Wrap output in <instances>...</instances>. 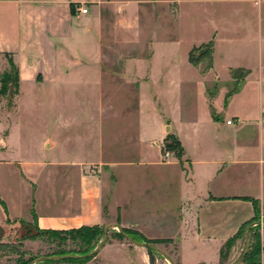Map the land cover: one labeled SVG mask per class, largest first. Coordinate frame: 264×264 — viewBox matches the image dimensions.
Returning <instances> with one entry per match:
<instances>
[{
	"label": "crops",
	"instance_id": "obj_1",
	"mask_svg": "<svg viewBox=\"0 0 264 264\" xmlns=\"http://www.w3.org/2000/svg\"><path fill=\"white\" fill-rule=\"evenodd\" d=\"M188 1L0 0V75L12 59L16 95L29 85L58 100L52 132L41 139L43 154H58L8 161L21 191L0 192L1 227L31 222L33 206L40 230L109 227L83 264H168L156 252L169 264H221L225 242L254 216L251 199L264 217V0H234L211 38L189 46L178 64L167 26ZM209 41L211 67L201 72L189 51ZM78 90L86 100L69 109L66 98ZM78 121L84 132L60 134L67 147L57 143L55 132ZM168 134L181 155L164 161L152 141ZM167 219L177 221L175 235L152 232ZM116 225L171 239L177 260L116 238Z\"/></svg>",
	"mask_w": 264,
	"mask_h": 264
},
{
	"label": "rangeland",
	"instance_id": "obj_2",
	"mask_svg": "<svg viewBox=\"0 0 264 264\" xmlns=\"http://www.w3.org/2000/svg\"><path fill=\"white\" fill-rule=\"evenodd\" d=\"M187 1V0H186ZM234 0H190L183 3L181 6V13L172 24L167 26V39H173V49L177 56L173 60V63L180 64L184 57L185 50L191 46L202 42L204 39L211 38L214 32V23L217 22L219 16H227L230 9L234 6ZM239 1V0H238ZM243 5V3H241ZM252 5V1L248 2ZM158 22V19L156 20ZM182 67H184L182 65ZM188 67V66H186ZM51 92L45 88L35 89L29 85H23L20 92L13 100V107L7 106V100L5 97L0 96V137H4L6 131H9L8 137H6V147L0 149V192L2 195L8 194L9 191L16 189L18 192L20 189V181L12 166L8 161H21V160H48L52 159L54 155L58 154V147L55 150H51L50 153L42 151L41 139L44 134L53 129V111L55 100L52 99ZM84 91H76L70 94V97L66 98V105L69 109L72 106L78 108L80 103H83L86 99ZM199 101V96H194ZM83 133L84 123L80 124V121L72 126L70 129L60 130L59 133L55 132V138L57 143L68 142L67 137H60V134L68 136L71 133ZM59 138V139H58ZM61 139V140H60ZM152 140V139H150ZM159 144L162 140H155ZM153 149L156 150L155 147ZM239 182L238 178L236 180ZM14 188V189H13ZM18 211L22 210L18 207ZM263 216V215H262ZM261 216L259 217L260 220ZM25 224L18 223L11 230H5L3 227L2 241L9 243H17L21 240V246L17 248L18 253L22 254L24 259L28 258H42L49 257L51 255H57L62 252L68 253L69 251H78V245L73 243L69 237L65 235L51 236L49 234L39 235L35 230L32 221H24ZM29 222L30 226L26 223ZM177 221L173 219L158 220L152 227V232L158 236H172L177 233ZM107 226V225H106ZM102 225V227H106ZM255 225H253L254 228ZM118 231V229L112 228L109 230ZM259 234L260 238V257L264 252V220L263 224H258V227L254 230ZM252 231V233H254ZM108 232V233H109ZM249 233H251L249 231ZM30 235H35V238H26ZM108 235V234H107ZM113 235V234H112ZM24 236L23 238H21ZM60 237L62 239H60ZM107 238V237H106ZM61 240V241H60ZM106 241V240H105ZM238 241V242H237ZM248 242V233L246 228L240 232L238 238H236L231 247L228 250L223 249L224 257L220 258L221 264H227L229 257H232L231 264H236L244 253ZM250 244L252 239L249 240ZM95 247L100 244V240L94 241ZM154 244L159 247L165 253L170 256L173 261L176 258L175 243ZM156 255L160 259H164L162 255L156 252ZM18 254L0 252V264H18ZM91 259V258H90ZM88 261V260H87ZM86 261V262H87ZM85 263V262H84ZM36 264H75L67 260L58 261H38ZM83 264V263H79Z\"/></svg>",
	"mask_w": 264,
	"mask_h": 264
},
{
	"label": "trees",
	"instance_id": "obj_3",
	"mask_svg": "<svg viewBox=\"0 0 264 264\" xmlns=\"http://www.w3.org/2000/svg\"><path fill=\"white\" fill-rule=\"evenodd\" d=\"M71 10H74L75 4H71ZM212 41H209L208 43L200 44L199 46H194L190 51L188 55L189 62L194 66H199L202 64L201 72H205L207 69L211 67V53H212ZM9 66L8 68L3 71L0 75V96L5 97L7 100V106L9 108L13 107V99L14 96L18 92V73L16 66L12 59L8 60ZM166 146L170 149H173L176 153V157H180L181 155V147L179 141L171 134H168L166 139ZM254 207V216L251 220L243 224L237 233H235L231 238H229L225 244L223 245L221 252H220V258L224 257L223 249L228 250L233 241L238 238L241 231H243L245 228L248 227V235L250 236V240L252 239V242L250 244L247 251L242 254L243 259L242 262L244 264H261V257H260V238L259 234L256 233L254 230L256 227H258L259 224V217H260V211H259V205L258 202L254 199H251ZM0 203L3 204V202L0 200ZM31 215H32V224L35 228V230L38 232L39 235L49 234L51 236H57L59 235H65L70 238V240L78 245V251H69L68 253H60L57 255H51L52 258L44 259L45 261H58V260H67L74 263H84L87 260H89L93 255H88L91 253L96 247L94 244V241H101V238L103 236V232L105 227L93 225V226H80L78 228H73L70 230H40L37 228L35 224V218L36 214L34 211V207L32 206L30 209ZM7 222L10 223L11 221L7 219ZM21 224H25L23 220L18 221ZM27 226H30L29 222L26 223ZM253 225L254 228H253ZM249 231L251 233H249ZM254 231V233H252ZM2 234L3 229L0 226V252H8L13 254H18V264H30L33 262V264H36L38 261H35L37 258H28L24 259L22 257V254L18 253L17 248L21 246V240H19L17 243H9V242H3L2 241ZM124 234L128 235L130 238L144 242V243H150V244H157V243H165V242H171V239H147L143 236H141L137 231L129 229V228H121V231H116L114 233V236L118 239H123ZM22 236L21 238H23ZM35 235H30L26 238H35ZM60 239H62L60 237ZM61 241V240H60ZM149 250V253L151 252L152 248L147 247ZM153 260L151 256V261ZM42 261V260H41Z\"/></svg>",
	"mask_w": 264,
	"mask_h": 264
},
{
	"label": "water",
	"instance_id": "obj_4",
	"mask_svg": "<svg viewBox=\"0 0 264 264\" xmlns=\"http://www.w3.org/2000/svg\"><path fill=\"white\" fill-rule=\"evenodd\" d=\"M117 228L119 229V231H121V227L119 225H116ZM109 229V227H105L104 229V232H103V236L101 238V241H100V244L91 252L89 253L88 255H93L95 252H97V250L99 249V247L104 243L105 241V237H106V234H107V230ZM124 237H127L128 239H130L131 241H133L134 243L136 244H140V245H143L145 247H150L152 248L153 250H156V251H159V249L154 245V244H150V243H144V242H140V241H136L132 238H130L128 235L124 234ZM249 240H250V236L248 235V243H247V246H246V249H245V252L247 251L248 247H249ZM47 258H52L51 256L49 257H42V258H37L35 261H41V260H44V259H47ZM243 259V255L241 256V259L236 263L238 264L240 261H242ZM30 264H33V262H31Z\"/></svg>",
	"mask_w": 264,
	"mask_h": 264
},
{
	"label": "built area",
	"instance_id": "obj_5",
	"mask_svg": "<svg viewBox=\"0 0 264 264\" xmlns=\"http://www.w3.org/2000/svg\"><path fill=\"white\" fill-rule=\"evenodd\" d=\"M75 9L79 12V13H86L87 12V8L84 4H77L75 5ZM230 122V121H228ZM153 145L159 146L162 149V157L164 159V161H167L169 159H171L172 157L176 156V152L173 149H170L166 146V141H162L160 144L157 141H152ZM263 220L264 217L261 216L260 220H259V224H263Z\"/></svg>",
	"mask_w": 264,
	"mask_h": 264
}]
</instances>
